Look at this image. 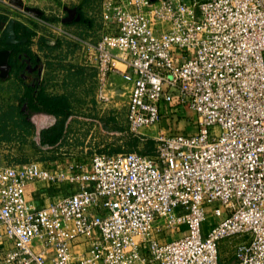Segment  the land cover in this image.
Segmentation results:
<instances>
[{
	"label": "built area",
	"instance_id": "2783aa9c",
	"mask_svg": "<svg viewBox=\"0 0 264 264\" xmlns=\"http://www.w3.org/2000/svg\"><path fill=\"white\" fill-rule=\"evenodd\" d=\"M101 17L110 30L83 52L129 84L128 129L175 104L196 131L158 132L153 154L95 153L88 166H0V264H264V0H102ZM35 181L74 188L38 208L26 198ZM208 210L217 220L204 230Z\"/></svg>",
	"mask_w": 264,
	"mask_h": 264
},
{
	"label": "rangeland",
	"instance_id": "374dc122",
	"mask_svg": "<svg viewBox=\"0 0 264 264\" xmlns=\"http://www.w3.org/2000/svg\"><path fill=\"white\" fill-rule=\"evenodd\" d=\"M16 6L22 9L25 7L23 2H18ZM61 6V2L57 3L54 7L47 6L50 7L46 10L47 12H45L48 16L47 18L54 20L55 23L56 21L60 23V17H65L66 15V12ZM0 9L2 13L5 14L3 17L11 16L12 18L19 19L21 22L24 20L17 12L11 11L4 0L0 1ZM27 22L31 28L38 30L48 41L54 43L52 44L54 48L47 54L48 60L52 64L47 68L46 75L44 74V79L46 80L45 94H49L53 97H62V95H65L66 100L62 101L63 105L66 106L68 115L64 120L62 134L58 142L53 146L43 144L40 140L41 130L49 127L56 121L53 115L49 117L46 113L32 114V116H29L31 121L30 125H26V134L19 132L18 130L21 122H18L13 117L14 106L12 105L16 102L13 97L17 96V93H20L22 88L20 84L14 80H1L0 166H16L28 162H36L40 166H45L55 163H68L71 161H81L88 166L90 159L95 153L140 152L153 154L156 146V140L153 136H157V133L161 131L156 125L141 130V134L131 132L128 129L125 121L128 92L126 93L124 88H120L119 90H115V93L109 94L107 89H104L102 83L99 84L96 82L94 85L91 83L90 85L86 83L80 85L81 93L78 95L71 92L73 90V88L70 89L71 85L64 93L57 91V87L59 86L56 87L55 81L59 76L56 71H58L59 66L62 65L63 60L67 57L68 53L65 48H67L69 44H72L75 47L73 49L78 50L77 55H79V53L84 55V45L87 42H96L103 35V32H105L103 20L101 19L96 23L95 29L92 32H88V29L83 26H81V28H76L74 34L77 40L74 41L56 35V32L52 31V29L40 25L37 26L33 22ZM56 37L64 41L62 44L65 47L63 46L62 48L56 44ZM42 58L45 59L46 57ZM68 78V80L71 81V77ZM11 93H16V95H11ZM76 103L82 105L81 108L78 109V104ZM89 105L93 106L90 110L88 109ZM183 110L186 114L185 119H187L189 123L188 128L192 132L196 129V115L188 107H184ZM88 123L91 125L95 124L96 127L93 128ZM214 220L217 219H213L211 217V212L208 210L207 219L204 223V230H206L209 224ZM173 236L179 237L180 233H175ZM235 241L236 238L224 239L221 241L219 249L221 263L230 262L231 245Z\"/></svg>",
	"mask_w": 264,
	"mask_h": 264
},
{
	"label": "crops",
	"instance_id": "0c3cea01",
	"mask_svg": "<svg viewBox=\"0 0 264 264\" xmlns=\"http://www.w3.org/2000/svg\"><path fill=\"white\" fill-rule=\"evenodd\" d=\"M101 1L102 0H4V2H6V4L9 6L10 10L17 12L23 17L25 21L23 20L21 22L19 19L12 18L11 16H6L7 18L3 17L5 14H3L0 9V23L6 24L9 19H15L21 22L24 26L22 27L19 24L15 25L14 31L16 34V39H19V37L23 38L25 33L28 34L26 41L22 40L14 44L5 45V38L0 32V44L6 46V49L11 50L9 64L10 67H12L8 77H0V81L14 80L15 82L19 83L22 88L21 92L17 93V96L13 97L16 102L13 103L14 105H12L14 106V111L12 114L13 117L18 122H21L18 130L19 132L26 134V125H30L31 122L29 116H32V114H42V112H32L28 109V102L26 101V98L31 95L27 94L26 87L37 85L40 86L45 92L46 80L44 79V74L46 75L47 68H49L50 64H52L48 60L49 58L47 54L51 49L54 48L51 47V49H49L43 46L42 43H48V45H52L54 43L48 41L42 33L38 32V30L31 28L27 21L33 22L37 26L40 25L49 29L52 28L45 25V23L48 22L54 24L57 26V29H52V31H55L56 35L61 37L63 36L66 39L74 41L77 40L74 34L76 28H81V26H83L84 28L88 29V32H92L95 29L94 27L96 23L102 19ZM18 2H23L25 5L24 9L16 6ZM59 2L62 3L61 7L66 12V15L65 17H60V23L58 21L55 23L54 20L47 18L48 16L45 12H47L46 10L50 8L47 6L54 7ZM73 8L76 9V12L79 14L80 18L79 20H75L74 18L73 20L68 21L67 9ZM27 29L29 31H27ZM104 29L105 32H103V34L110 30V28L107 29L105 27ZM56 38V44L63 48L64 45L62 43H64V41L58 37ZM41 39H44V42ZM73 48L75 47L72 44H69V46L65 48L68 53L67 57L63 60L62 65L59 66L58 71H56L57 75L59 76L55 81L56 87L59 86L57 87L58 92L64 93L70 88L71 85L70 89L73 88L71 92H74L78 95L81 93L80 85H83L84 83L88 85L91 83L94 85L96 82L99 84L102 83L104 85V89H107L109 94L115 93V90H119L120 88H124L126 93L129 91V84L123 80L120 74L110 73L106 76H101L98 73L95 65L90 63V61H88L84 55H81L80 53L77 55L78 50H74ZM42 57L46 58L43 59ZM68 77H71V81L68 80ZM11 95H16V93H11ZM47 96L50 97L49 94H47ZM62 97H65V95H62ZM81 106L82 105L78 104V109L81 108ZM91 108H93V106L89 105L88 109L90 110ZM185 115L186 114L184 113V110L177 108L175 104H172L171 107L170 105H164L161 107V117L156 124V127L159 128L161 133L177 131L188 134L194 133L196 129L192 132L189 130V123L187 119H185ZM48 116L50 117L49 114ZM91 126L93 128L96 127L95 124H92ZM71 188H74V186H71L68 183H47L44 181H35L26 187V198L32 201L36 207L39 208L48 204L56 197L69 195L72 193ZM173 235V233H158L156 234V237L160 243H164L174 239L175 237Z\"/></svg>",
	"mask_w": 264,
	"mask_h": 264
},
{
	"label": "trees",
	"instance_id": "16d2710c",
	"mask_svg": "<svg viewBox=\"0 0 264 264\" xmlns=\"http://www.w3.org/2000/svg\"><path fill=\"white\" fill-rule=\"evenodd\" d=\"M42 41L44 42V39ZM42 45L49 49L54 46L48 45V43H42ZM26 92L28 95H31L26 98L29 110L53 115L56 118V121L52 125L42 129L40 132L41 143L50 146L55 145L62 134L64 120L68 115L66 106L63 105V101L66 100V98L57 96L49 97L45 94L44 90L37 85L27 86Z\"/></svg>",
	"mask_w": 264,
	"mask_h": 264
},
{
	"label": "water",
	"instance_id": "95a60500",
	"mask_svg": "<svg viewBox=\"0 0 264 264\" xmlns=\"http://www.w3.org/2000/svg\"><path fill=\"white\" fill-rule=\"evenodd\" d=\"M67 12L69 15L68 21L73 20L74 18H75V20H79L80 16H79V14H77L75 8L67 9ZM16 24H19L20 26L24 27L21 22L15 20V19H9L6 22V24L0 23V32L2 33L3 37L5 38V40H4L5 45L14 44V43L18 42V40L16 39L15 31H14ZM27 31H29V30L27 29ZM10 54H11L10 49H6V48L0 49V71H2L4 73L6 72V74L8 73V70L10 68V64H9Z\"/></svg>",
	"mask_w": 264,
	"mask_h": 264
},
{
	"label": "flooded vegetation",
	"instance_id": "af4514ba",
	"mask_svg": "<svg viewBox=\"0 0 264 264\" xmlns=\"http://www.w3.org/2000/svg\"><path fill=\"white\" fill-rule=\"evenodd\" d=\"M67 19H69V15L67 16ZM27 38H28V34L25 33V36H24L23 38L19 37V39H17V40H18V41H22V40L26 41ZM0 43H1V39H0ZM0 48H7V47H6V46H3L2 44H0ZM11 70H12V67L9 68L7 74H6V72L4 73V72L0 71V77H1V78H6V77H8V75H9V73H10Z\"/></svg>",
	"mask_w": 264,
	"mask_h": 264
}]
</instances>
